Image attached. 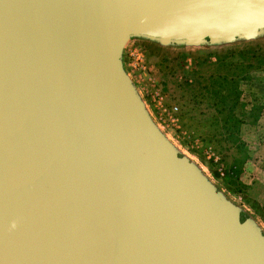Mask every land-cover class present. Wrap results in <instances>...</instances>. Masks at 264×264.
<instances>
[{
	"label": "water",
	"instance_id": "95a60500",
	"mask_svg": "<svg viewBox=\"0 0 264 264\" xmlns=\"http://www.w3.org/2000/svg\"><path fill=\"white\" fill-rule=\"evenodd\" d=\"M263 38L264 0H0V264H264L123 65Z\"/></svg>",
	"mask_w": 264,
	"mask_h": 264
},
{
	"label": "rangeland",
	"instance_id": "374dc122",
	"mask_svg": "<svg viewBox=\"0 0 264 264\" xmlns=\"http://www.w3.org/2000/svg\"><path fill=\"white\" fill-rule=\"evenodd\" d=\"M246 50L264 52V38L180 48L138 40L126 47L123 65L162 134L201 170L226 202L238 207L264 231V169L261 175L255 151H251L257 139L250 138L256 133L252 127L261 118L258 110L264 111V86L258 82L249 85L252 75L264 72L252 73L248 82L235 81L242 75L236 68L241 58L236 56ZM234 90L241 95L230 111ZM231 114L248 126L246 143L242 127L239 136H232L224 124ZM261 124L257 128L263 130L260 137L264 138Z\"/></svg>",
	"mask_w": 264,
	"mask_h": 264
},
{
	"label": "trees",
	"instance_id": "16d2710c",
	"mask_svg": "<svg viewBox=\"0 0 264 264\" xmlns=\"http://www.w3.org/2000/svg\"><path fill=\"white\" fill-rule=\"evenodd\" d=\"M236 58H241V62L239 61L241 64H239V66L236 68H238L240 73L242 74L241 76H236V82H248L252 73L264 72V52L262 50H246L244 52H241L238 56H236ZM232 95H235V99L234 105L233 107H231L230 111L234 110V108L236 107V104L240 100L239 96L241 94L238 93V90H234V93H232ZM258 112V116H260V114L262 113V109L260 108ZM258 119L259 117L254 119L256 120L255 122H257ZM224 124L228 126V131L232 132V136H239L240 128L246 123H244L242 119L237 117L236 114H231L224 120Z\"/></svg>",
	"mask_w": 264,
	"mask_h": 264
},
{
	"label": "crops",
	"instance_id": "0c3cea01",
	"mask_svg": "<svg viewBox=\"0 0 264 264\" xmlns=\"http://www.w3.org/2000/svg\"><path fill=\"white\" fill-rule=\"evenodd\" d=\"M253 77H252V81L250 82V84L249 85H252L254 82L256 83V82H258V85L259 86H261V83H262V85L264 86V73H256V74H254V75H252ZM256 77V78H255ZM248 85V84H247ZM264 97V96H263ZM263 99V102H264V98H262ZM264 121V111L262 112V114H261V118H260V120H259V122H257V124L258 125H260L262 122ZM257 124L255 125V127H252L253 128V130L254 131H256V133L254 132L251 136H250V138L253 140V139H257L253 144V146H252V149H251V151H255V155H254V157L257 159L256 160V167H259L260 166V168H262L261 169V172H260V174L261 175H263V169H264V138H262V137H260L261 136V134H263V130H261L259 127L257 128ZM261 125H264L263 123L261 124ZM247 130H249L248 129V126L247 125H244V126H242V128H241V133H242V139H243V141L246 143L247 142V140H246V138H247V136L245 135L244 136V134H246L245 132L247 131ZM258 130V131H257ZM255 134V135H254ZM255 136L257 137V138H255ZM246 137V138H245ZM261 144H260V143ZM260 144V145H259ZM253 155V154H252ZM263 170V171H262Z\"/></svg>",
	"mask_w": 264,
	"mask_h": 264
}]
</instances>
